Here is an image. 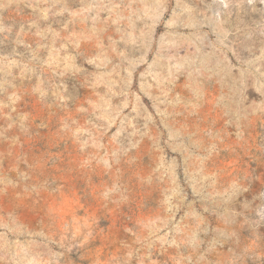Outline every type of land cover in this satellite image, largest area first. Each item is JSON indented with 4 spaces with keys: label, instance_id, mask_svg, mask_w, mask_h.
I'll use <instances>...</instances> for the list:
<instances>
[{
    "label": "rangeland",
    "instance_id": "374dc122",
    "mask_svg": "<svg viewBox=\"0 0 264 264\" xmlns=\"http://www.w3.org/2000/svg\"><path fill=\"white\" fill-rule=\"evenodd\" d=\"M0 264H264V0H0Z\"/></svg>",
    "mask_w": 264,
    "mask_h": 264
}]
</instances>
